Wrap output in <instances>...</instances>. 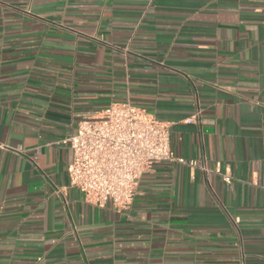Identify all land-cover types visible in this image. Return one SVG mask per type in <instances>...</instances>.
Wrapping results in <instances>:
<instances>
[{"label":"crops","instance_id":"1","mask_svg":"<svg viewBox=\"0 0 264 264\" xmlns=\"http://www.w3.org/2000/svg\"><path fill=\"white\" fill-rule=\"evenodd\" d=\"M126 102L233 183L160 162L90 204L62 141ZM0 264H264V0H0Z\"/></svg>","mask_w":264,"mask_h":264},{"label":"built area","instance_id":"2","mask_svg":"<svg viewBox=\"0 0 264 264\" xmlns=\"http://www.w3.org/2000/svg\"><path fill=\"white\" fill-rule=\"evenodd\" d=\"M202 112L197 101L195 113L186 123L202 124ZM62 144L73 152L70 188L99 207L112 203L119 210L128 209L143 176L160 162L178 161L200 168L209 186L214 175L226 186L234 181L232 172L223 169L221 162L211 168L205 156L189 162L175 158L170 126L130 102L112 105L100 118L82 120Z\"/></svg>","mask_w":264,"mask_h":264}]
</instances>
